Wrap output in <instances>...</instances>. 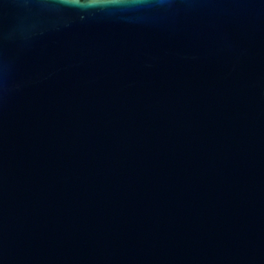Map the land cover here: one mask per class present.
Segmentation results:
<instances>
[{"label":"water","instance_id":"water-1","mask_svg":"<svg viewBox=\"0 0 264 264\" xmlns=\"http://www.w3.org/2000/svg\"><path fill=\"white\" fill-rule=\"evenodd\" d=\"M0 264H264V0H0Z\"/></svg>","mask_w":264,"mask_h":264}]
</instances>
